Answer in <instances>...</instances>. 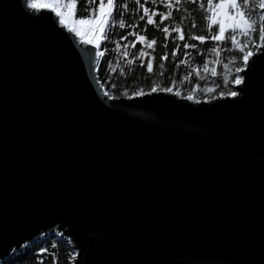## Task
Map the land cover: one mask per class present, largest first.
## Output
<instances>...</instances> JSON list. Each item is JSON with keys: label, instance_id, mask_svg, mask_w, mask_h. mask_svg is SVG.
<instances>
[{"label": "water", "instance_id": "1", "mask_svg": "<svg viewBox=\"0 0 264 264\" xmlns=\"http://www.w3.org/2000/svg\"><path fill=\"white\" fill-rule=\"evenodd\" d=\"M26 12L0 0V261L56 235L71 264H264V61L238 103L110 99Z\"/></svg>", "mask_w": 264, "mask_h": 264}, {"label": "snow or ice", "instance_id": "2", "mask_svg": "<svg viewBox=\"0 0 264 264\" xmlns=\"http://www.w3.org/2000/svg\"><path fill=\"white\" fill-rule=\"evenodd\" d=\"M74 2L75 0H66V2L58 0L57 3H44L40 2V0H17L18 5L26 9V15L29 16L40 13L41 9H50L58 18L60 27L66 29L69 34H74L70 35L68 39H76L80 45L91 46L82 50L90 58L94 54L96 63H99L100 57L107 52V49L102 50V41L114 44L117 49L121 48L119 43L109 39L107 33L109 25L113 30L117 27L125 30L131 29V31H125L124 34L118 36L119 41H125L127 37H134V39H129L124 44L126 50L123 52V56L125 58L129 56L127 49L129 47L135 48L138 44L146 45L148 49H154L156 41L142 34L143 29L136 31L138 28L137 23H126L121 18L127 11L126 3H121L119 0H99L93 15L85 20L83 18L69 19V13L73 8ZM150 2L153 5H161L162 8L160 10L155 7L149 8L144 3H140L139 7L143 10V15L138 16L137 19L147 25L157 26L159 31L163 33L165 43L170 38L176 42V46L171 48L172 56L177 55L180 44H182L184 49H192L193 54L201 55V52L197 50V43H190L189 41L199 42L200 45H204L205 41H211L216 46L211 47L209 51L217 55L222 50L219 47L220 42L230 45L228 51L234 53L230 62L231 66H233V71L230 75H225L223 80L226 85H231L232 87L225 91L217 92L210 97L206 96L204 102L208 103L210 99L238 103L243 98L250 84H252L257 73L258 64L264 61V0H150ZM182 5H191L193 9L195 6H199V9L204 13L202 20L205 22L206 34L192 32L186 35L182 23L183 17L178 18L181 21L179 26H176L175 22L173 24L163 23L162 26L158 24V22L173 20L174 12L181 11ZM65 8L69 12H66ZM257 12H259L258 16ZM35 18L38 19L39 16L37 15ZM82 25L87 26L82 28ZM189 27L194 29L196 24L190 23ZM170 33L172 34L171 37ZM183 55L189 56V52L185 51ZM166 56L167 53L160 55V61H164ZM136 58H139L141 63H144L146 58L145 70L149 73L152 72L154 64L153 58L149 53L144 52L143 48H141ZM205 59L207 58L205 57ZM127 63L131 64L132 60L127 59ZM176 63L182 64L184 61L183 59H178ZM205 70L207 69L205 68ZM213 74L217 75L215 71ZM195 89L196 85H193V91ZM210 91V88H205L206 94ZM149 92H173V86L169 84L165 87H159L154 84L149 89ZM174 94L179 96L180 92L177 90ZM105 95H107V92H105ZM132 95L141 97L145 93L137 89ZM184 98L192 100L193 95L190 93ZM53 247H55V244H53ZM39 251L46 252L47 249L40 248ZM74 255L75 253H73ZM72 258V256L69 257V259ZM50 259L52 264H56L55 256Z\"/></svg>", "mask_w": 264, "mask_h": 264}, {"label": "trees", "instance_id": "3", "mask_svg": "<svg viewBox=\"0 0 264 264\" xmlns=\"http://www.w3.org/2000/svg\"><path fill=\"white\" fill-rule=\"evenodd\" d=\"M119 2L127 4V11L121 18L126 23H137L136 31L143 29L142 34L149 39H154L156 44L154 49H148L146 45L139 44L135 48L129 47L127 49L129 56L125 58L123 56V52L126 50L124 44L134 37H127L125 41H119L118 36L124 34L125 31H131V29L125 30L117 27L113 30L110 25L108 26L109 39L115 40L121 45V48L117 49L114 44L101 42L102 50L107 49V52L100 57V62L96 63V77L103 91L107 92L110 98L132 97V93L137 89L147 93L154 84L159 87L171 84L173 92L170 93L178 90L180 97L191 93L193 99L200 100L206 96L215 95L217 92L225 91L230 87L223 80L225 75H230L233 71L230 62L234 53L228 51L229 44L220 42L219 47L222 50L217 55L209 51L211 47L216 46L213 42L205 41L204 45H200L199 42L189 41L190 43H197V50L201 52V55L193 54L192 49H184L180 44L177 55L172 56L171 48L176 46V42L170 38L165 43L163 33L159 31L157 26L147 25L137 19L138 16L143 15V10L139 7L140 3H144L149 8L155 7L158 10L162 6L153 5L150 0H139V2L137 0H119ZM98 3L99 0H75L73 3L74 17L87 20L93 15ZM203 15L204 13L198 5L194 9L191 5H182L181 11L174 12L173 20L158 22V24L162 26L163 23L173 24L175 22L176 26H179L181 21L178 18L183 17L182 23L186 35L192 32L206 34L205 22L202 20ZM258 15L259 12H257ZM190 23H195L196 27L194 29L189 27ZM169 35L171 37L172 34ZM141 48L153 58L154 67L151 73L145 70L147 59L145 58L144 63H141L140 59L136 58ZM185 51L189 52V56L183 55ZM165 53H167L166 59L160 61V55ZM127 59H131L132 63L128 64ZM178 59H183L184 63L177 64ZM214 71L217 75L213 74ZM193 85H196L195 91H193ZM206 87L211 89L207 94L205 93ZM40 248H45L47 251L40 252ZM73 253L76 254V251L65 240L52 235L25 247L22 251L11 254L7 259L0 261V264H52L50 259L52 256L56 257V264H71L73 258L69 259V257H74Z\"/></svg>", "mask_w": 264, "mask_h": 264}, {"label": "rangeland", "instance_id": "4", "mask_svg": "<svg viewBox=\"0 0 264 264\" xmlns=\"http://www.w3.org/2000/svg\"><path fill=\"white\" fill-rule=\"evenodd\" d=\"M40 2H44V3H57L58 2V0H40ZM64 2H66V1H64ZM65 11L66 12H69V10L67 9V8H65ZM69 19H76L75 17H74V7L72 8V10L70 11V13H69ZM87 25H82L81 27L83 28V27H86ZM230 87H232L231 85H230ZM105 93V92H104ZM175 93V92H174ZM173 93V94H174ZM108 96V95H107ZM178 97H180V96H178ZM184 97H186V96H184ZM184 97H180V98H184ZM108 98H110L109 96H108ZM110 99H114V98H110ZM185 99V98H184ZM205 99H206V97H204V98H202V99H200V100H197V99H192V100H188V99H186V100H188V101H191V102H193V103H197V101H199V102H204L205 101ZM209 101H211V100H209ZM74 257H75V255H74ZM74 257H73V259H74Z\"/></svg>", "mask_w": 264, "mask_h": 264}]
</instances>
